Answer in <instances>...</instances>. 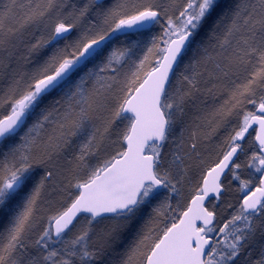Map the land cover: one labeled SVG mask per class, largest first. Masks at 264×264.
Segmentation results:
<instances>
[{"label": "snow or ice", "instance_id": "1", "mask_svg": "<svg viewBox=\"0 0 264 264\" xmlns=\"http://www.w3.org/2000/svg\"><path fill=\"white\" fill-rule=\"evenodd\" d=\"M0 264H264V0H0Z\"/></svg>", "mask_w": 264, "mask_h": 264}, {"label": "trees", "instance_id": "2", "mask_svg": "<svg viewBox=\"0 0 264 264\" xmlns=\"http://www.w3.org/2000/svg\"><path fill=\"white\" fill-rule=\"evenodd\" d=\"M228 134V130L227 129H221L220 132L217 134V138L218 139H214L213 143H217L220 140L223 139V137H225ZM227 183V181H226ZM234 198V193H225V195L221 198L220 201H213L212 204H209V207H212L213 204L217 205V210L218 211H222L225 207H226V203L229 200H232Z\"/></svg>", "mask_w": 264, "mask_h": 264}, {"label": "rangeland", "instance_id": "3", "mask_svg": "<svg viewBox=\"0 0 264 264\" xmlns=\"http://www.w3.org/2000/svg\"><path fill=\"white\" fill-rule=\"evenodd\" d=\"M253 133L254 132L252 131V135H251L250 139H253ZM214 139H218L217 136Z\"/></svg>", "mask_w": 264, "mask_h": 264}, {"label": "water", "instance_id": "4", "mask_svg": "<svg viewBox=\"0 0 264 264\" xmlns=\"http://www.w3.org/2000/svg\"><path fill=\"white\" fill-rule=\"evenodd\" d=\"M258 127V126H257ZM254 137H255V133H254Z\"/></svg>", "mask_w": 264, "mask_h": 264}]
</instances>
